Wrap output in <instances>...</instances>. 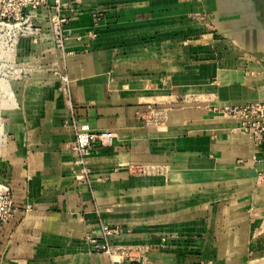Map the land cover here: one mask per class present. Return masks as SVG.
<instances>
[{
  "label": "crops",
  "instance_id": "obj_1",
  "mask_svg": "<svg viewBox=\"0 0 264 264\" xmlns=\"http://www.w3.org/2000/svg\"><path fill=\"white\" fill-rule=\"evenodd\" d=\"M74 9L69 98L59 77L37 78L0 127V185L16 207L0 264H111L94 247L104 225L123 264H264V146L215 110L264 102V0ZM150 106L166 108L162 127L138 116ZM73 126L115 135L86 157L88 175Z\"/></svg>",
  "mask_w": 264,
  "mask_h": 264
},
{
  "label": "rangeland",
  "instance_id": "obj_2",
  "mask_svg": "<svg viewBox=\"0 0 264 264\" xmlns=\"http://www.w3.org/2000/svg\"><path fill=\"white\" fill-rule=\"evenodd\" d=\"M47 5H38L37 0H0V127L27 84L45 75L67 74L62 55L55 58L46 46L48 36L53 49L61 51L54 8L51 2ZM46 8L48 15L43 12Z\"/></svg>",
  "mask_w": 264,
  "mask_h": 264
},
{
  "label": "built area",
  "instance_id": "obj_3",
  "mask_svg": "<svg viewBox=\"0 0 264 264\" xmlns=\"http://www.w3.org/2000/svg\"><path fill=\"white\" fill-rule=\"evenodd\" d=\"M75 0H37L38 5L47 7L48 2H51L54 12L53 19L55 22V33L58 41V46L63 53L62 59L65 61L67 33L66 27L70 20V13L74 12ZM64 65V64H63ZM65 68V67H64ZM59 90L67 98L70 94V79L68 74L62 72L59 76ZM216 111L223 115H228L235 119L238 123V129L246 134L254 143L256 147L264 146V102H250L240 106H228L222 108H215ZM166 108H158L155 106L148 107L144 112H138V116L142 118L146 125L162 127L164 125ZM66 124H73L70 118L65 121ZM75 127V141L71 145L72 151L78 157L79 165L82 167L84 174L90 173V168L86 164V157L91 154L94 146L97 143L101 145L111 144L115 138L113 132H86L80 131ZM258 185L264 191V171H259ZM30 207H27V210ZM16 211L15 203L11 188L7 185H0V224L7 223ZM118 233L117 228L102 226L103 242H95L94 247L98 251L106 253L110 259L111 264H123L124 251L119 254L116 253V248L110 242L109 237Z\"/></svg>",
  "mask_w": 264,
  "mask_h": 264
}]
</instances>
